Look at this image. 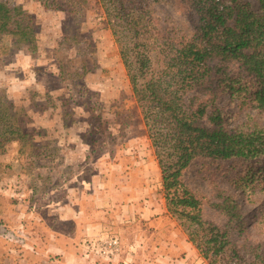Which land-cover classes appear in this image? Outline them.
Segmentation results:
<instances>
[{
  "label": "rangeland",
  "instance_id": "374dc122",
  "mask_svg": "<svg viewBox=\"0 0 264 264\" xmlns=\"http://www.w3.org/2000/svg\"><path fill=\"white\" fill-rule=\"evenodd\" d=\"M0 2L21 7L31 17L36 38L35 49L9 37L0 42V98L12 113L18 110V122L31 140L0 147V264H26L32 252L28 239L41 238V210L52 201L62 202L68 188L91 178L106 180L111 195H121L118 208L128 226L137 220L139 237L145 233V238L151 227L149 220L141 221L145 208L164 210L154 224L167 230L158 238L164 241L176 232L178 241L186 240L167 211L161 170L100 1ZM153 9L164 33L191 36L193 16L182 1L160 0ZM229 72L241 69L234 64ZM246 82L247 92L224 90L217 101L230 128L264 126V112L249 98L255 84L249 78ZM250 169L258 175L255 181L239 182ZM263 169L264 156L259 163L244 164L197 159L183 180L203 198L205 219L219 224L226 219L213 208L215 187L234 196L247 217V237L264 243Z\"/></svg>",
  "mask_w": 264,
  "mask_h": 264
},
{
  "label": "trees",
  "instance_id": "16d2710c",
  "mask_svg": "<svg viewBox=\"0 0 264 264\" xmlns=\"http://www.w3.org/2000/svg\"><path fill=\"white\" fill-rule=\"evenodd\" d=\"M99 1L161 170L168 213L207 264H264V243L247 237V217L234 196L215 187L213 208L226 219L219 224L205 219L203 198L183 180L197 159L244 164L264 156V126L230 128L217 103L224 90L247 92L249 78L255 84L249 98L264 112V0H180L193 16L191 36L162 31L153 9L160 0ZM7 37L36 48L31 17L0 2V42ZM234 64L241 72H229ZM11 111L0 98V147L27 138L30 144L18 110ZM257 176L247 172L239 182Z\"/></svg>",
  "mask_w": 264,
  "mask_h": 264
},
{
  "label": "crops",
  "instance_id": "0c3cea01",
  "mask_svg": "<svg viewBox=\"0 0 264 264\" xmlns=\"http://www.w3.org/2000/svg\"><path fill=\"white\" fill-rule=\"evenodd\" d=\"M106 182V180L98 181L96 178L87 179L82 181L81 185H73L66 189L67 193L62 202L57 200L48 203L41 210V238L31 236L28 239V248L32 250V255L28 252V258H31L28 262L25 258L24 262L26 264H106L96 257L87 256L81 244L86 239L98 238L106 233L119 236L123 246L120 257L113 264H157L156 262L197 264L195 258H198L200 263L204 261L187 239L181 242L177 240L176 232L164 241L158 238L161 237L162 231L167 230V227H158L154 224L155 221L160 220L161 217H158L163 215L164 210L141 209V221L149 220L151 227L145 238V233L139 237L137 220L129 226L125 223V218L117 205V199L121 201V195L118 197L116 193H112L115 194L112 196ZM134 200L137 201L138 198L135 197ZM120 204L122 205V201ZM133 206L137 208V202ZM30 214L28 213V217ZM52 220H56V223H52ZM68 226L71 230L67 228ZM36 231H39V228ZM28 232H31L30 229Z\"/></svg>",
  "mask_w": 264,
  "mask_h": 264
},
{
  "label": "built area",
  "instance_id": "2783aa9c",
  "mask_svg": "<svg viewBox=\"0 0 264 264\" xmlns=\"http://www.w3.org/2000/svg\"><path fill=\"white\" fill-rule=\"evenodd\" d=\"M82 245L90 250L92 257H96L106 263L113 262L122 252L120 238L109 233L98 238L84 240Z\"/></svg>",
  "mask_w": 264,
  "mask_h": 264
}]
</instances>
